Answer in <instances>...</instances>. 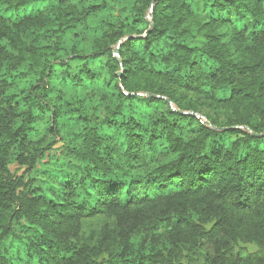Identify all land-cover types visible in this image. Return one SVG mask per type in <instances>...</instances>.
Instances as JSON below:
<instances>
[{
  "label": "clouds",
  "instance_id": "obj_1",
  "mask_svg": "<svg viewBox=\"0 0 264 264\" xmlns=\"http://www.w3.org/2000/svg\"><path fill=\"white\" fill-rule=\"evenodd\" d=\"M157 3L162 38L152 0H0V80L28 73L0 85V108L14 90L21 135L57 141L51 156L8 150L20 124L0 112V157L24 151L37 176L0 229V264H264V0ZM53 22L43 56L33 42ZM32 188L63 207L30 204Z\"/></svg>",
  "mask_w": 264,
  "mask_h": 264
},
{
  "label": "trees",
  "instance_id": "obj_2",
  "mask_svg": "<svg viewBox=\"0 0 264 264\" xmlns=\"http://www.w3.org/2000/svg\"><path fill=\"white\" fill-rule=\"evenodd\" d=\"M61 3H63V0H61ZM17 7H19V5H17ZM206 7H207V5H206ZM211 7L216 8L217 5L215 3H213L211 5ZM150 9L152 10L151 17L149 19H147V16L149 15ZM35 11L38 15H43V13H41L39 9H35ZM158 11H159V9H158L157 0H154L153 5H151L148 8V10L144 13V21L152 24L153 28H155V30L159 33L160 37L162 38L166 34L167 29L157 27L156 24L153 23V21L156 20V16H157ZM3 19H5V17H0V20H3ZM8 19L10 20L11 18H8ZM218 19L219 18H215L214 20L210 21V23H215L216 20H218ZM133 23L137 24V23H139V21L134 19ZM177 23H180V21H177ZM221 23H224V21H221ZM13 27H16V25L14 24ZM205 27H207V25H205ZM59 30H60L59 25L55 22L45 24L38 29L40 36L33 43L39 44L40 48L43 49L41 55L48 56L49 55L48 50L50 48V44H49L48 40L43 38L44 33L45 32L55 33ZM150 31H151V29H150ZM188 31H189V29H185V32H188ZM33 34L35 35V33H33ZM183 34L184 33H181V35H183ZM6 36H7V33L0 32V39L5 38ZM206 38H207V34H206ZM129 39H133V37H129ZM171 39H172V37H169V40H171ZM213 39L215 40V39H217V37H213ZM182 47L187 48V45H183ZM81 50H84V46H81ZM117 51L119 54L118 49H117ZM188 51H194V49L189 48ZM246 67H248L251 70L254 68H259L260 65L259 64L247 65ZM5 74H7V73H5ZM27 76H28V73H26V72H22V71L17 72L14 70L13 73L10 75V79L12 80V83L9 84L8 80H0V85H5L10 89H14L16 80L26 78ZM28 83H30V81H26L25 84L21 85V93H23L25 86ZM32 87L36 88V87H39V85L38 84L32 85ZM240 91H245V89L241 88ZM252 94L253 93L251 91L246 92V95H248V96H251ZM23 99H24V102L26 103L28 100V97L24 96ZM169 102H170L169 104L171 105L173 110H175L177 105L175 103H173V101H171V100ZM3 103H4L5 107L0 108V112H4L5 115H7L8 113H12L14 115L15 119L20 124V126L17 127L15 132L12 134V137L7 141V149L10 150L11 146L14 143H16L17 139H18L19 148L23 149L25 142H27L28 145H30V146L33 144L36 145V147L34 148V152H38L40 157H44L45 153H47L49 156H51L52 153L56 150V146H57V141L55 139L45 141L44 138L42 137L40 140L31 141L28 139L27 133L21 135V133L24 132V126H23V121L20 120L19 118L24 115V110L22 109L21 101L16 98V92L14 90L8 94L7 99ZM179 107L182 108L183 104H180ZM220 118L221 119L226 118V114L220 113ZM199 120L203 121V123L206 126L211 127V125L208 123L209 118L207 116L202 115L199 117ZM29 121H31L30 116H29ZM9 123H11V121H9ZM4 127L6 128L7 125H4ZM32 131H35V130L34 129H28V132H32ZM48 131L51 132L52 129H49ZM241 131H243V130H241ZM3 135H4V133L0 132V137H3ZM63 139H64V137L61 136L60 140H63ZM5 156H8V151L5 152ZM56 159L58 162L59 158L57 157ZM49 163H50V160L46 159L45 164H49ZM34 166H35V158H33L31 163H29V157L25 156L24 151H19L18 154L15 155V162H12L11 158L6 159L4 157H0V173H5L8 175V177L14 178L11 180L10 183H0V229H2L4 231V233H7L8 231H10V226L14 222H17L16 217H17V212L19 211V209L15 210V211L13 210L14 203H16L19 199V196L17 195V190L23 189V188H28L30 185L35 184L37 182V176L36 175H29L32 172ZM48 174H49V172L47 169L39 172L40 176H44V175H48ZM53 175H54V173L52 175H50L49 178H53ZM48 191L50 193V196H54V190L53 189H49ZM41 192H42V189H40V188H32L31 189V195H30V197H28V202L32 205H41V204L46 203L47 205H51L54 208L55 207H63V205L57 204L55 199H51L50 197L43 196L41 194ZM19 195L20 196H26V194L23 191H21ZM9 213H10V215H8ZM5 218H6V220H5ZM20 219L22 220L23 217H21ZM59 219L62 221V217H59ZM30 223H32V222H30ZM79 227L83 231L85 229V227H90V226L80 224ZM29 230H32V229H29ZM89 238H91V237H89ZM142 247H143V245H142ZM121 255L123 256L124 253H122ZM93 264H94V262H93ZM124 264H137V261L134 259H126V260H124Z\"/></svg>",
  "mask_w": 264,
  "mask_h": 264
},
{
  "label": "water",
  "instance_id": "obj_3",
  "mask_svg": "<svg viewBox=\"0 0 264 264\" xmlns=\"http://www.w3.org/2000/svg\"><path fill=\"white\" fill-rule=\"evenodd\" d=\"M153 2H154V0L152 1V5H153ZM151 12H152V10L150 9L149 10V15L147 16V19H149L150 17H151ZM117 54H118V51H117ZM169 102V101H168ZM170 103V102H169ZM207 124V123H206Z\"/></svg>",
  "mask_w": 264,
  "mask_h": 264
}]
</instances>
